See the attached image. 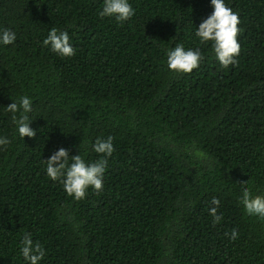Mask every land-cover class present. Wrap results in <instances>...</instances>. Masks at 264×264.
<instances>
[{
  "label": "trees",
  "instance_id": "obj_1",
  "mask_svg": "<svg viewBox=\"0 0 264 264\" xmlns=\"http://www.w3.org/2000/svg\"><path fill=\"white\" fill-rule=\"evenodd\" d=\"M130 3L119 24L103 0H0V28L17 34L0 47V264H26L25 233L42 264H264V219L240 203L242 186L264 195V0H226L241 29L228 68L195 36L211 0ZM52 27L74 56L43 46ZM178 43L203 55L191 74L167 68ZM25 95L37 134L22 140L5 107ZM108 136L102 191L77 201L47 177L54 151L94 162Z\"/></svg>",
  "mask_w": 264,
  "mask_h": 264
},
{
  "label": "clouds",
  "instance_id": "obj_2",
  "mask_svg": "<svg viewBox=\"0 0 264 264\" xmlns=\"http://www.w3.org/2000/svg\"><path fill=\"white\" fill-rule=\"evenodd\" d=\"M212 13L204 19L199 27H195V36L201 44H211V50L221 67L228 68L237 63L241 46L238 35L239 14L234 12L226 3V0H211ZM135 15L130 0H103L101 18L114 19L123 24ZM17 40V34L10 28H0V47L13 45ZM43 46L49 48L61 58H71L75 55V49L70 42L67 32L50 28L47 37L42 41ZM167 68L173 73L191 74L197 69L203 60L201 51L197 48L186 49L182 43L166 52ZM13 101V100H12ZM12 114V122L16 126L20 139L34 138L37 134L30 125V114L33 111V102L28 96L18 97L9 106L5 107ZM11 141L7 137L0 136V149H6ZM93 150L100 156L94 162L86 161L81 155L70 156L69 151L63 147L54 151L46 162V175L56 181L60 179L66 194L80 201L86 198L89 189L96 192L103 190V181L107 170L108 159L113 155L115 148L113 137L97 138ZM240 203L249 216L264 219V195H253L250 189L242 186ZM211 204L215 207L209 209L215 222L221 217L217 215L220 200L213 197ZM237 237V229L233 228L230 238ZM20 252L26 264H42L46 250L38 242L34 241L30 233H25L22 238Z\"/></svg>",
  "mask_w": 264,
  "mask_h": 264
}]
</instances>
